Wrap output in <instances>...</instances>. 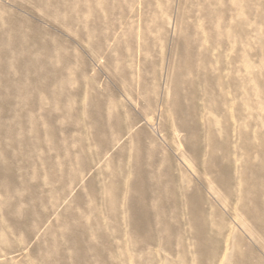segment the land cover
I'll list each match as a JSON object with an SVG mask.
<instances>
[{
    "label": "rangeland",
    "instance_id": "obj_1",
    "mask_svg": "<svg viewBox=\"0 0 264 264\" xmlns=\"http://www.w3.org/2000/svg\"><path fill=\"white\" fill-rule=\"evenodd\" d=\"M243 203L264 223V0H0V264H264Z\"/></svg>",
    "mask_w": 264,
    "mask_h": 264
},
{
    "label": "bare ground",
    "instance_id": "obj_2",
    "mask_svg": "<svg viewBox=\"0 0 264 264\" xmlns=\"http://www.w3.org/2000/svg\"><path fill=\"white\" fill-rule=\"evenodd\" d=\"M181 120L182 119H180V121ZM185 126L187 127L186 124H185ZM213 163H214V161L211 163L212 167H213ZM217 181H218V177L216 176V182ZM190 188H192V187H190ZM134 189H136L137 191H140V189H138V184L134 185ZM186 196H187V205L189 207L190 224L192 226L193 232H194V234L196 236H198V239H197L198 243L199 244H205V242L207 240L206 239V236H207L206 235V228H205L207 222H206V219H205V214H204L205 212H204V209H203V201L205 199L203 200V195H202V193H201L199 188H198V190L197 189H188V191L186 193ZM241 207H242V205H241ZM256 211L257 210L255 208H253L252 206H247L246 203H243V212H244V214L247 217H249L250 219L261 220V225H264V223L262 222V218L258 217L257 214L255 213ZM204 256H205L204 253H202V255H201L200 259H199L200 264H205ZM206 256L207 257L212 256V252H207ZM234 260H235L234 261L235 264H244V261L241 260L240 258H239V260H236V259H234Z\"/></svg>",
    "mask_w": 264,
    "mask_h": 264
}]
</instances>
